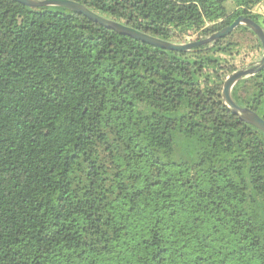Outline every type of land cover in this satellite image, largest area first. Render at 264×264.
<instances>
[{
    "label": "trees",
    "instance_id": "trees-1",
    "mask_svg": "<svg viewBox=\"0 0 264 264\" xmlns=\"http://www.w3.org/2000/svg\"><path fill=\"white\" fill-rule=\"evenodd\" d=\"M170 42L264 0H73ZM188 51L0 0V264H264V131L225 104L236 31ZM202 37V38H201ZM264 119V69L232 89Z\"/></svg>",
    "mask_w": 264,
    "mask_h": 264
},
{
    "label": "water",
    "instance_id": "water-1",
    "mask_svg": "<svg viewBox=\"0 0 264 264\" xmlns=\"http://www.w3.org/2000/svg\"><path fill=\"white\" fill-rule=\"evenodd\" d=\"M16 1L31 7H44V6L66 7L78 13L84 14L91 20L98 22L110 29H114L119 33L131 36L133 38L139 39L141 41H144L146 43L155 46L168 48L171 50H178V51H188L193 47L212 43L214 41H217L219 38L230 34L239 25H246L250 27L257 34V36L261 40L264 49V29L254 20L245 16L237 17L232 24L213 33L208 37L188 43H176V42H170L167 40L157 38L145 32L139 31L133 27H130L124 23L106 18L94 12L87 6L73 0H16ZM263 69H264V54L261 61L254 67L236 70L230 75H228L224 82L222 95L225 104L229 107V109H231L232 112L239 115L240 118L243 119L244 121L251 123L264 131V119L252 109L248 107H242L239 104H237L232 96V89L240 80L252 76L258 73L259 71H262Z\"/></svg>",
    "mask_w": 264,
    "mask_h": 264
},
{
    "label": "rangeland",
    "instance_id": "rangeland-1",
    "mask_svg": "<svg viewBox=\"0 0 264 264\" xmlns=\"http://www.w3.org/2000/svg\"><path fill=\"white\" fill-rule=\"evenodd\" d=\"M256 11L264 12V7L259 6L256 8ZM184 40L186 41L182 43L193 42L200 40V36L198 33H189L184 36ZM231 40L241 44V50L243 48V55L240 57L242 58L240 63L241 66L237 70L254 67L261 61L264 51L263 54L261 51L259 53L257 38L251 32L240 29L235 32Z\"/></svg>",
    "mask_w": 264,
    "mask_h": 264
}]
</instances>
